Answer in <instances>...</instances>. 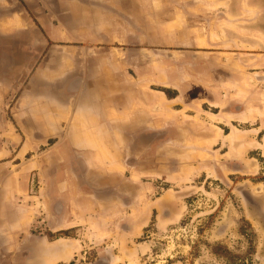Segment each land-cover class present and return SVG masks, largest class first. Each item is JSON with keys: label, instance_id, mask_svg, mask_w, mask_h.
I'll return each mask as SVG.
<instances>
[{"label": "crops", "instance_id": "0c3cea01", "mask_svg": "<svg viewBox=\"0 0 264 264\" xmlns=\"http://www.w3.org/2000/svg\"><path fill=\"white\" fill-rule=\"evenodd\" d=\"M258 133L264 0H0V264L165 229Z\"/></svg>", "mask_w": 264, "mask_h": 264}, {"label": "rangeland", "instance_id": "374dc122", "mask_svg": "<svg viewBox=\"0 0 264 264\" xmlns=\"http://www.w3.org/2000/svg\"><path fill=\"white\" fill-rule=\"evenodd\" d=\"M256 136L260 145L244 158L187 185L186 208L177 222L162 230L149 226L121 247L108 242L97 252L84 245L65 264H264V233L237 191L249 188L264 204V133Z\"/></svg>", "mask_w": 264, "mask_h": 264}, {"label": "flooded vegetation", "instance_id": "af4514ba", "mask_svg": "<svg viewBox=\"0 0 264 264\" xmlns=\"http://www.w3.org/2000/svg\"><path fill=\"white\" fill-rule=\"evenodd\" d=\"M244 186H238L237 191L241 196L242 202L247 209L248 213L253 217L255 221L259 224V227L264 233V204L260 198H258L251 189H243ZM255 191L259 193L260 189L255 188ZM231 213L226 215V218L230 220ZM254 232V231H253ZM235 259L232 258V263ZM228 261L229 263L231 262ZM238 261V260H237Z\"/></svg>", "mask_w": 264, "mask_h": 264}]
</instances>
